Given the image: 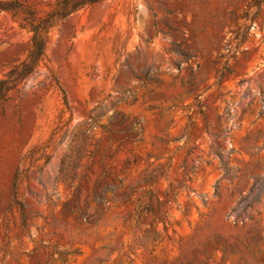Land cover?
Masks as SVG:
<instances>
[{
	"label": "rangeland",
	"instance_id": "374dc122",
	"mask_svg": "<svg viewBox=\"0 0 264 264\" xmlns=\"http://www.w3.org/2000/svg\"><path fill=\"white\" fill-rule=\"evenodd\" d=\"M31 36L0 10V79ZM0 264H264V6L58 20L0 107Z\"/></svg>",
	"mask_w": 264,
	"mask_h": 264
},
{
	"label": "trees",
	"instance_id": "16d2710c",
	"mask_svg": "<svg viewBox=\"0 0 264 264\" xmlns=\"http://www.w3.org/2000/svg\"><path fill=\"white\" fill-rule=\"evenodd\" d=\"M101 0H53L46 4H30L26 0H0V10L6 12L22 28L32 31L25 58L14 64L0 79V107L10 92L31 74L43 57L49 32L56 22ZM264 6V0H256ZM217 138V136H216ZM219 145V144H218ZM234 148H230L232 152Z\"/></svg>",
	"mask_w": 264,
	"mask_h": 264
}]
</instances>
